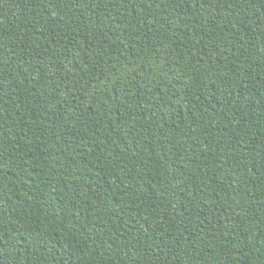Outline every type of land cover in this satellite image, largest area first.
I'll use <instances>...</instances> for the list:
<instances>
[{"label":"trees","instance_id":"16d2710c","mask_svg":"<svg viewBox=\"0 0 264 264\" xmlns=\"http://www.w3.org/2000/svg\"><path fill=\"white\" fill-rule=\"evenodd\" d=\"M0 264H264V0H0Z\"/></svg>","mask_w":264,"mask_h":264}]
</instances>
